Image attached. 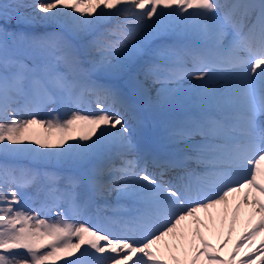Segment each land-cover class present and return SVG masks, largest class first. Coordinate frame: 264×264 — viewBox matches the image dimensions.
<instances>
[{
	"label": "snow or ice",
	"instance_id": "1",
	"mask_svg": "<svg viewBox=\"0 0 264 264\" xmlns=\"http://www.w3.org/2000/svg\"><path fill=\"white\" fill-rule=\"evenodd\" d=\"M0 264H264V0H0Z\"/></svg>",
	"mask_w": 264,
	"mask_h": 264
},
{
	"label": "bare ground",
	"instance_id": "2",
	"mask_svg": "<svg viewBox=\"0 0 264 264\" xmlns=\"http://www.w3.org/2000/svg\"><path fill=\"white\" fill-rule=\"evenodd\" d=\"M246 220H247L246 216L242 215L240 220L235 225V228H234V231H233V234H232L233 241H235L236 237L240 234V232L243 231L244 224H245ZM227 231H228V226L225 225V227H224V234L225 235L227 234ZM210 238L213 240V243L216 242L214 237L210 236ZM257 243H259V238L257 239ZM229 248H231V244L229 245Z\"/></svg>",
	"mask_w": 264,
	"mask_h": 264
},
{
	"label": "rangeland",
	"instance_id": "3",
	"mask_svg": "<svg viewBox=\"0 0 264 264\" xmlns=\"http://www.w3.org/2000/svg\"><path fill=\"white\" fill-rule=\"evenodd\" d=\"M40 115L41 116H44V117H47L48 113H47V111H45V112H42ZM26 192H27L28 195H31V194H33L35 192V189L34 188H28L26 190ZM41 215L43 216L44 214L41 213ZM46 218H49L50 219L51 217L49 216V217H46Z\"/></svg>",
	"mask_w": 264,
	"mask_h": 264
}]
</instances>
